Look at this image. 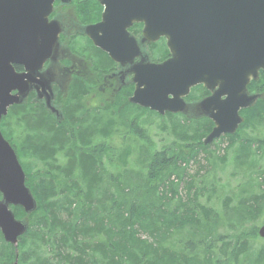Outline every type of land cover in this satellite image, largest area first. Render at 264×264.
<instances>
[{
  "label": "trees",
  "instance_id": "trees-1",
  "mask_svg": "<svg viewBox=\"0 0 264 264\" xmlns=\"http://www.w3.org/2000/svg\"><path fill=\"white\" fill-rule=\"evenodd\" d=\"M69 43L71 49L94 59L100 77L108 71L110 61L88 38L80 35ZM263 74L261 71L260 77ZM263 84L264 79V87ZM92 91L89 80L73 79L61 109L62 121L31 103L10 106L1 119L2 134L23 167L36 209L25 214L20 206H10L15 217L28 219L27 227L15 246L6 242L0 232V264H13L15 257L16 264H233L239 252L258 239L256 224H246V220L264 215V173H259L264 169L259 159L264 153V137L241 139L252 141L248 155L257 153V160L244 159L235 164L244 174L256 173L253 180L256 183L259 177V182L254 194L240 189L234 203L225 199L223 213L235 215L234 221H220L221 213L200 207L193 200L173 205L171 199H166L162 206L142 209L144 193L174 172L171 166L177 156L200 164L197 153L201 151L210 160L211 144L203 145L202 140L212 123L208 120L188 129L178 120L177 125H171L170 133L177 139L174 144L147 155L143 171H134L127 146L129 141L139 144L143 133L134 128L137 124L133 119L121 126L116 116L126 105L137 108V113L157 114L126 99L109 107L101 98L99 106L93 107L86 100ZM262 94L264 102V89ZM260 102L243 111L254 110ZM257 114L262 118L260 110H254L251 116ZM257 119L252 122H261ZM14 139L19 142L20 152ZM188 141L195 154L189 153L187 146H183V152L182 144ZM22 156L27 158L26 164L21 162ZM30 158L36 164L33 169L28 166ZM111 166L114 170L110 172ZM134 174L140 180L136 181ZM186 187L197 192L192 184ZM149 195L155 196L145 194ZM221 226L226 228L224 232L219 230ZM261 247L264 249V241Z\"/></svg>",
  "mask_w": 264,
  "mask_h": 264
},
{
  "label": "water",
  "instance_id": "water-1",
  "mask_svg": "<svg viewBox=\"0 0 264 264\" xmlns=\"http://www.w3.org/2000/svg\"><path fill=\"white\" fill-rule=\"evenodd\" d=\"M67 1V0H62ZM54 0H0V118L20 99L11 95L22 77L13 73L9 62H22L26 69L41 62L51 47L36 45L38 28L45 24ZM103 6L101 20L85 29L93 44L115 61L135 55L126 29L133 20L144 21L149 40L167 38L172 57L162 63L132 67L134 90L129 101L163 114L184 110L182 97L189 88L204 83L214 93L200 105L215 125L204 144L235 131L241 118L239 109L255 101L246 94L250 77L264 69V0H98ZM58 24L50 22L51 45ZM11 34V39L6 38ZM126 35V36H125ZM24 38V39H22ZM17 58V59H16ZM16 59V60H15ZM222 96H225L221 99ZM0 231L6 242L16 245L26 223L16 219L9 208L20 205L26 213L36 202L25 185V174L16 154L0 132ZM257 234L264 239V222ZM16 257L13 264H16Z\"/></svg>",
  "mask_w": 264,
  "mask_h": 264
},
{
  "label": "rangeland",
  "instance_id": "rangeland-1",
  "mask_svg": "<svg viewBox=\"0 0 264 264\" xmlns=\"http://www.w3.org/2000/svg\"><path fill=\"white\" fill-rule=\"evenodd\" d=\"M93 11V7L86 4L85 0H70L69 2L60 1L59 3H55L52 7L50 17L53 20H58L62 29V35L57 40L55 62L49 64L47 67L51 75L48 73H46V75L53 80L55 78V73H58L61 69L63 70V75L60 79L67 78V80H56L57 87L61 90V102L65 96L67 97L68 95V80L71 73L78 72L77 74L79 75L92 76L93 74L95 76V74L99 72V70L95 69L94 65L89 64L87 59L71 51L69 52L67 44L65 46L68 36L84 32V25H86L84 23H88L89 20H91L90 18L92 17ZM142 31L143 28L140 23H134L131 27V34L140 42L145 52L160 53L165 59L171 56L170 50L165 47V49L161 51L162 47L156 41L150 43L144 42ZM76 39L77 38H75V40ZM158 56L161 58L160 55ZM147 60L149 61L148 57ZM260 74L261 72L256 78L251 80L250 84H252V86L250 90L257 91L259 94L257 101L259 102L261 100V102L257 104L254 110H260L262 112V118L258 116L259 113L257 116H251L254 110L247 112L243 111L241 125H239L238 129L233 133L235 135L231 134L233 136L230 137L223 135L211 143L209 147V153L211 154L209 156L210 160H206V155L201 151L197 153L200 164H197V161H193V159L190 160L176 155L177 157L174 159L175 162L171 166L174 172L168 177L165 175L153 190L144 193L141 201L142 209H148L149 206L151 207L153 205L162 206L163 203H166V199H171L173 205L176 202L187 204L189 201L193 200L200 207H209L211 210L221 213L222 217L220 221L222 218H227L231 221L235 220V215L231 214L229 217L228 214L225 215V213H223L221 206L225 203V199H227V203L229 204L234 203L237 198L236 195L238 190L240 189H245L247 192L254 194L257 191L259 182V177H257V181L254 183L253 178L256 173L251 174L250 178L248 172L244 174L235 163L244 159L257 160V153H255V155H248L253 147L252 141L241 139L264 137V102L262 94L264 87L261 85L264 74L261 77ZM98 75L100 77V73ZM127 80V77H125L121 70H113L112 72L105 71L99 78V81L94 85L93 91L87 94L90 96L86 100L94 95L96 99L90 104L92 106H99L101 98H104L105 104L108 103L109 107L116 104L118 106L119 103L127 99L132 91L129 84L124 85ZM85 105L87 106L86 101ZM55 107H57L60 112L62 111L61 105H55ZM137 111V108L126 105L124 111L122 110L120 112L121 115L116 116V120L119 125L123 126L127 120L130 121L133 119L137 124L134 128L139 129V131L143 133V138L140 137L139 144H133L129 141L127 146L129 150V162L132 163L134 171L138 172L143 171V166L149 160V157H146L147 155L154 151L171 147L174 141L177 140L170 133L171 125H177L176 122L179 120L180 125L184 124V126H188V129H190V127H195L196 125L200 127L204 124L206 119L205 116L202 115L203 111L199 107V101L191 99L187 101V108L183 112L176 113V115L171 117L164 115L157 116L144 111L137 113ZM182 116L186 117L188 121ZM192 118H198L199 121H189ZM257 118H259L261 122H256L258 120ZM252 119L256 121L252 122ZM57 120L62 121L61 114L57 117ZM13 136L15 137V135ZM112 138L116 142L114 131L112 132ZM14 143L17 144V151L20 152L18 146L19 142L14 139ZM191 144L192 142H185L182 144V148L183 146H187V151L195 154ZM184 149L185 148H183V152H186ZM234 158H236V162H234ZM259 159L261 165L264 167V153L263 157ZM26 160L27 158L21 157V162L26 164ZM31 161L32 163L27 165L33 169L36 164H34L33 159H31ZM111 170H114L113 166L109 167L110 172ZM259 173H264V169L259 171ZM134 176L136 181L140 180L138 175L134 174ZM187 183L192 184L197 192L192 191L191 187H186ZM145 194H155V196H145ZM22 220L25 222L24 218H22ZM262 221H264V215L257 214L255 217L247 219L246 224L252 223L258 226ZM225 229L226 228L223 226L219 227L221 232H224ZM141 238L149 239L145 235H142ZM262 244L263 241L260 238H258L257 241L254 240L250 242V244L246 245L247 250L239 252L233 264H264V249L261 247Z\"/></svg>",
  "mask_w": 264,
  "mask_h": 264
},
{
  "label": "flooded vegetation",
  "instance_id": "flooded-vegetation-1",
  "mask_svg": "<svg viewBox=\"0 0 264 264\" xmlns=\"http://www.w3.org/2000/svg\"><path fill=\"white\" fill-rule=\"evenodd\" d=\"M86 4L88 5H92V7L96 10L95 14H92V17L90 18L91 20H89V22L84 23L86 25H84V31L86 29L87 26L89 25H94L97 24L98 22H100L101 20V15H102V11H103V7L102 5L97 2L96 0H85ZM60 0H55L53 5L55 3H59ZM98 8H100V10H98ZM51 14V13H50ZM48 15V19L47 21H45V24H48V27L46 28V26H43L41 28H38L36 30H38L39 32H41V34L36 36V45L39 48H45L46 44L49 43V46L51 47L50 52L48 55H45L44 58L41 59V62H37L36 60L31 64L30 68L26 69L25 64L22 62H9L10 66L12 67V70L15 74L17 75H25L28 74L27 77H22L23 82L19 85V89L20 90H24L26 89V93L22 96H20V98L22 99L23 97H25V101L21 104H34V105H39L42 106L45 110L49 111L48 109L49 106H54L55 105H62L66 103V96L65 98L62 100L61 102V90L58 89V85L56 80H61V81H66L67 78L65 79H60V77H62L63 75V70L61 69L58 73H55V78L52 80L49 76L46 75V73L50 74L49 69L47 68L49 64L54 63L55 62V58H56V49H57V40L58 38L62 35V29L60 26V23L57 21L58 23V31H57V37L54 41V44L51 45V30H50V22L51 20H53L50 16ZM134 23H140L142 25V28L144 27V23L142 21H133L131 22V24L126 28V38L131 40L133 45L136 47L137 52L135 55H130L126 60L124 61H115L113 58H111L107 53H105L104 51H102L101 49H99L98 47H96L93 42L91 41V39L84 33H76V34H72L70 36L67 37V41L65 42V46L67 44V49L68 51L83 57L85 59H87L89 61L90 65H94L93 64V58H90L86 53L80 51V50H73L70 48V40L72 38H78L80 35L84 36L86 38H88L91 43L92 46L94 48H96L97 50L100 51L101 54H104L106 56V58L110 61V67L108 69L107 72H112L114 71H122V73L125 75V77H127V82L124 83V85H128L132 87L133 90V83H132V77H133V71H132V67L135 64H140V63H145V62H154V63H159L162 62L165 58L160 54V53H156V52H145L144 49L142 48L140 42L134 37V35L131 34V27ZM142 35H143V39L144 42H157L161 45V51H163L167 47L166 45V39L164 36H159L158 38L155 39V41H150L146 38V36L144 35L143 31H142ZM4 37V34H1L0 39ZM7 39L10 38L11 39V34L9 33L8 36L6 37ZM44 38V41L43 39ZM24 39V38H22ZM43 41V43L46 44H41L40 42ZM0 49H5L2 46H0ZM160 55L161 58L158 56ZM147 57L149 58V61L147 60ZM17 59V58H16ZM15 59V60H16ZM96 69V68H95ZM98 70V69H97ZM78 72H73L71 73L69 80H68V87L69 84L71 83V81L75 78H79V79H86L89 80L92 83V88L94 87V85L96 84L97 81H99V72H97L95 74V76L92 74V76H87V75H79L77 74ZM51 75V74H50ZM93 77V79H92ZM251 80L249 81L248 85H247V93L248 94H256L258 93L257 91L254 90H250L252 84H250ZM67 87V89H68ZM217 89V86H215L214 88L210 89L208 88L204 83H198L197 85L193 86L190 88V91L187 95L184 96L183 100L186 102V108H187V101L189 99L191 100H198L201 101L202 99H206L207 97L211 96L214 91ZM132 92V91H131ZM18 93V89L14 90L12 92V94H17ZM225 96H222L221 99H223ZM95 96L92 95L88 100H87V104H92V102H94L95 100ZM49 103V104H48ZM48 107V108H47ZM94 107V106H93ZM185 108V109H186ZM168 113V112H166ZM205 115V121L210 120L212 125L211 128L213 126V122L212 120L208 117V113H204ZM184 119H187L186 117L182 116ZM197 117V115H196ZM200 118V117H198ZM198 118H194L196 120H198ZM96 141V140H95Z\"/></svg>",
  "mask_w": 264,
  "mask_h": 264
}]
</instances>
